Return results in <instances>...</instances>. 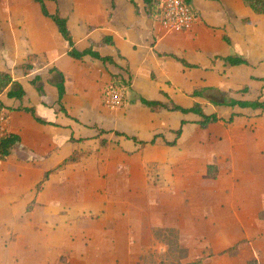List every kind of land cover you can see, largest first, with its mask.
Returning <instances> with one entry per match:
<instances>
[{"label": "rangeland", "instance_id": "rangeland-1", "mask_svg": "<svg viewBox=\"0 0 264 264\" xmlns=\"http://www.w3.org/2000/svg\"><path fill=\"white\" fill-rule=\"evenodd\" d=\"M204 75L217 85L198 100L206 114L228 120L232 111L213 101H264V83L252 85L250 94L238 93L242 72L213 69ZM188 76L196 82L195 74ZM189 82L182 87L170 82L164 102L191 106L195 88ZM49 89L46 106L63 113ZM80 97H69L70 111L80 117L75 163L56 172L38 192L33 188L22 200L6 201L2 182L7 174L0 162V264H188L205 254L211 255L205 264L253 260L252 243L264 231V207L257 213L260 209L251 210L246 198L253 186L251 164L264 162V112L237 110L242 115L231 123L206 130L195 123L199 117L188 115L177 145L169 147L165 140H175L171 130L179 127L180 117L164 110L148 113L137 98L132 102L134 97L126 96L117 110L145 120L138 138L163 136L155 146L127 153L119 147L123 137L103 135L106 146L96 137L98 128L109 124L101 119L116 111L105 109L103 90ZM29 102L36 106L31 91ZM210 165L216 177L208 174ZM34 193L38 196L32 200ZM247 244L250 248H243Z\"/></svg>", "mask_w": 264, "mask_h": 264}, {"label": "crops", "instance_id": "crops-1", "mask_svg": "<svg viewBox=\"0 0 264 264\" xmlns=\"http://www.w3.org/2000/svg\"><path fill=\"white\" fill-rule=\"evenodd\" d=\"M191 4L197 12L192 29L168 31L163 28L160 20L148 17L142 0H58L57 4L47 1L45 5L50 14H54L58 9L61 16L67 19L76 48L82 46V49L78 50L87 49L93 43L97 46L94 49L101 56L114 59L115 65H104L90 57L83 60L69 57L67 43L52 20L42 15L37 3L32 0H0V71L12 76L14 89L22 87L26 93L22 102L9 99L7 93L0 97L3 111L8 115V134L20 139L1 167L7 174L2 182L5 187L3 193L7 195L6 201L27 197L42 181L45 173L75 154V122L80 117L70 111L69 97L72 93L80 95V99H88V90L98 93L103 90L106 94L109 91L111 76L118 75L130 80V87L125 90L124 99L132 95V102L137 98L136 102L142 109L158 114L168 110L153 112L142 106L139 98L170 105L171 102L174 103L170 98L167 99L169 104L163 100L168 98V84L174 82L175 86L182 87L180 83L187 84L188 75L191 74L196 75V82H189V85L195 88L191 95L196 91H208L217 87L212 84L210 76L204 75L210 74L213 69L223 71L228 68L233 70V73L242 72V86L238 88L241 91V88L243 90L249 87L247 94L252 92V85L263 83L259 79L264 78V15L254 14L242 0H192ZM223 36L229 39L230 44L225 42ZM105 37H111L114 45H99ZM229 56L242 57L247 60L249 66L227 67L222 59ZM30 57H34L31 63L33 70L29 75H24L20 67L27 64ZM176 59L184 60L195 67L187 68ZM60 73L65 85L62 106L67 114L60 111L55 113L52 105L46 106L47 88L55 92L56 98H53L57 102L55 85L60 81ZM37 76L42 78L45 92L42 97L31 85V81ZM29 91L36 97V106L35 103L29 102ZM203 97L204 93L202 97H193L195 102L191 106L176 102L174 104L190 108L196 103L200 104L198 100ZM20 107H34L37 117L47 124L38 123L30 114L18 110ZM104 107L106 110L116 111L115 114L108 115L107 119H101L109 123L107 128H98L96 137L101 139V144L102 141L106 142L103 135L109 132L115 135L125 134L143 142H150L154 137L162 135H153L150 140L138 138L140 127L145 120L142 121V118L136 117L131 111L126 113L124 110H117L118 107ZM225 108L232 111L229 118L232 114L241 116L237 110L253 112L251 109ZM85 109L86 107H83L82 110ZM90 110L91 106L88 107V111ZM171 113L180 117L179 127L171 130L175 134L181 121H187L185 118L188 115ZM85 118L88 119L89 116ZM101 131L106 133L101 134ZM121 137L124 141L119 143V147L127 153L140 151L148 146L140 148L133 141ZM156 144L157 141L151 146ZM73 163L75 162L64 168ZM251 166L250 179L253 180V186L246 200L252 204L251 210L260 209L257 211L259 213L261 207H264V162L257 165L258 167L254 164ZM258 168L259 172L256 171ZM8 170L11 172L8 173ZM55 174L56 172L51 173L45 183ZM37 196L38 194L34 193L32 200ZM246 229L249 233L250 230L247 227ZM258 232L261 234V240L253 241L252 247L255 251L251 259L258 261L260 257L259 264H264V231ZM254 237H257L256 232ZM243 248L249 249L250 244ZM205 263L206 261L202 264Z\"/></svg>", "mask_w": 264, "mask_h": 264}, {"label": "trees", "instance_id": "trees-1", "mask_svg": "<svg viewBox=\"0 0 264 264\" xmlns=\"http://www.w3.org/2000/svg\"><path fill=\"white\" fill-rule=\"evenodd\" d=\"M33 2L37 3L41 9V13L44 17L49 18L52 20V22L56 25L59 34L61 35L62 39L67 43L68 45V56L77 59V60H83L85 57H90L93 59H96L100 62H102L104 65H115L114 59L112 57L107 56H101L94 48L97 47L95 44L91 43V46L87 49H84L82 51L78 50L75 46V41L73 38V35L71 34L68 25H67V19L62 17L59 10L57 9L54 14H50L47 10V7L45 3L47 1H51L57 4L58 0H32ZM145 4L146 13L149 18H152L154 20H160L161 19V1L160 0H142ZM192 0H183L184 4L188 6L191 9V12L193 13L194 17H197V12L193 8L191 4ZM243 4L251 9V11L256 15H264V0H242ZM225 42L230 44L229 39L226 36H223ZM99 45H107V46H113V40L111 37H105L101 44ZM34 57L29 58V62L25 65H22L20 69L22 70L24 75H29L31 71L33 70V65L31 64L33 62ZM178 60L183 66L187 68H194L195 66L188 64L184 60L176 59ZM224 62V65L227 67H236V66H249V63L246 59L239 57V56H229L224 59H222ZM60 81L55 85L57 89L58 99L57 103L60 106L61 111L63 113L67 114L65 109L62 106V100L65 94V85H64V78L63 75L60 73ZM259 81L264 83V78L259 79ZM14 80L12 76L8 73L1 72L0 71V97L7 93V97L9 99H15L19 102H22L26 96L25 91L22 87H18L16 89L13 88ZM32 87L37 91V93L42 97L44 96V89L42 84V78L40 76L35 77L31 81ZM130 87V80L118 76V75H112L111 76V83L108 86V89H125ZM206 90H200L194 92V97H202L203 93ZM240 94H247L249 93V87H245L243 90L238 92ZM139 102L142 106L149 108L151 111L156 112L160 109H166L170 112H179L183 115H195L199 117V120L195 123L198 124V126L206 130L211 125H215L219 122H227L231 123L235 117L238 115L232 114L231 117L228 120H224L223 118H219L216 114H206L203 111V108L200 104L196 103L190 108H184L178 105H175L171 102L170 105H165L159 101H150L146 100L144 98H139ZM213 105L215 106H224L229 107L232 109L240 108V109H251L253 111H262L264 112V101H261L260 99H257L255 101H239V100H225L224 102H213ZM4 108L1 106L0 103V111H3ZM18 110L24 111L28 114H30L38 123L40 124H47L43 120L37 117V113L34 107H20ZM187 124V121L182 120L180 128L175 132L176 138L174 141L168 142L165 141V144L170 147H175L177 145V140L182 135V127ZM105 131H101V134H105ZM116 135L124 136L127 139L133 141L136 143L140 148H144L146 145H154L155 141L158 137L162 138V135L154 137L150 142H143L139 141L137 138L126 136L125 134L116 133ZM82 141V140H79ZM20 142V139L18 136L12 135V134H6L3 136L0 140V151H1V161H5L10 155L12 149ZM102 145L105 146L106 142L102 141ZM76 156L72 155L69 158L62 161L55 169H53L50 172L45 173L42 181L37 184L36 190L37 192L42 188V186L45 184V182L48 180L49 175L51 173H55L58 170L63 169L66 165L69 163L75 162ZM208 174L216 177L217 176V170L214 165H210L208 168ZM29 206V208H31ZM234 249V248H233ZM211 255H203L202 257L194 260L191 263L188 264H202L204 261H206L208 258H210ZM247 264H257L255 260H250L247 262Z\"/></svg>", "mask_w": 264, "mask_h": 264}, {"label": "built area", "instance_id": "built-area-1", "mask_svg": "<svg viewBox=\"0 0 264 264\" xmlns=\"http://www.w3.org/2000/svg\"><path fill=\"white\" fill-rule=\"evenodd\" d=\"M161 19L164 29L168 31H189L192 29L195 17L191 9L186 6L183 0H160ZM125 89H111L105 94V103L109 108H117L123 104ZM8 134V115L0 111V140ZM1 162V151H0Z\"/></svg>", "mask_w": 264, "mask_h": 264}]
</instances>
